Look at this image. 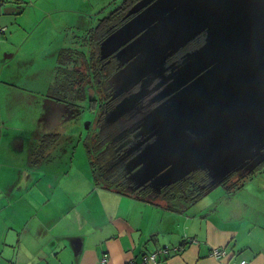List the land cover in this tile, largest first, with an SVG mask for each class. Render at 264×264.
I'll return each mask as SVG.
<instances>
[{
	"label": "water",
	"instance_id": "water-1",
	"mask_svg": "<svg viewBox=\"0 0 264 264\" xmlns=\"http://www.w3.org/2000/svg\"><path fill=\"white\" fill-rule=\"evenodd\" d=\"M135 16L100 46L122 67L110 79L125 97L105 120L111 125L149 93L158 78L163 100L142 119L124 166L133 189L160 192L199 171L217 187L264 162V0H140ZM199 45L181 62L169 57ZM172 69L171 74L165 76Z\"/></svg>",
	"mask_w": 264,
	"mask_h": 264
},
{
	"label": "crops",
	"instance_id": "crops-1",
	"mask_svg": "<svg viewBox=\"0 0 264 264\" xmlns=\"http://www.w3.org/2000/svg\"><path fill=\"white\" fill-rule=\"evenodd\" d=\"M8 3L25 5L0 0V36L9 31L4 17L23 12L12 14ZM18 48L0 57L17 60ZM27 54L39 55L37 49ZM6 77L0 75V264H101L106 254L108 264H143L155 254L156 263L147 264H264V172L239 190L213 189L210 201L182 212L113 187L73 185L70 171L43 170L49 154L36 153L52 132L40 127L41 115L23 127L18 109L7 113V99L18 104L22 91H8L13 84ZM45 111L42 119L52 120L54 111Z\"/></svg>",
	"mask_w": 264,
	"mask_h": 264
},
{
	"label": "rangeland",
	"instance_id": "rangeland-1",
	"mask_svg": "<svg viewBox=\"0 0 264 264\" xmlns=\"http://www.w3.org/2000/svg\"><path fill=\"white\" fill-rule=\"evenodd\" d=\"M23 1L25 5L22 9L20 8L23 4H6V6L15 8L12 14H16L17 11L23 12L16 16L7 14L4 17V25L9 28V31L0 36V43L3 44L0 51H11L12 48L15 50V47H19L18 49L22 48L23 52L22 55H18L17 60L13 61L4 56L0 57V75H5V77L9 75L6 79L8 83L13 84L12 87H8V91L19 92L16 88L22 91V96L19 94L17 98L18 104L15 99H7V105H5L8 106L7 113L12 109H18L16 113L14 112L15 119L21 122L23 127H26L37 114H40L43 120L40 124L42 129L47 128L50 132L60 133L57 145L43 161V163L46 162L43 165L44 172L46 173L47 169V171L51 169V172L68 170L71 175L69 177L71 184L77 183L90 189L94 183L93 176L99 175V169L104 163L103 155L99 152L103 146L93 142V138L89 137L91 132L87 129L89 123L96 121L98 108L91 102L85 101L81 115L76 121L73 120L75 117L67 112L64 116H61V113L56 114L54 120L42 119V112L46 110L45 113L50 114L51 110L63 109V101L56 100V97L67 98L58 88L66 83L63 78H72L73 72L69 70L70 75L60 73L58 69L61 58H64L63 61L68 60V68H72L71 62L75 59H80V61L84 57L89 59L94 47L98 46L96 31L100 21L116 10L123 0H31L30 5L27 3L29 0ZM32 49H37L39 55L28 56L27 53ZM50 85H52L51 88ZM11 106H13L12 109ZM27 130L28 128H25L26 133ZM89 147H92L95 153H92L91 158H94L99 165V167L96 165V169L90 161ZM262 171L264 167L255 170L247 177V180L250 181L255 177L259 179ZM110 182L111 187H116L115 177ZM226 183L223 182L215 187L212 193L225 191L224 184ZM117 186L123 190L122 186ZM127 187L125 184V188L131 190ZM208 195L202 200L210 201L212 196L207 197Z\"/></svg>",
	"mask_w": 264,
	"mask_h": 264
},
{
	"label": "flooded vegetation",
	"instance_id": "flooded-vegetation-1",
	"mask_svg": "<svg viewBox=\"0 0 264 264\" xmlns=\"http://www.w3.org/2000/svg\"><path fill=\"white\" fill-rule=\"evenodd\" d=\"M134 16L135 14L128 16L125 23L131 20ZM198 45L199 44L196 41L191 42L180 52L169 57L166 66L169 67L173 64H178L181 62L185 53L195 49ZM99 53L100 54L95 61H92L90 58L87 59L83 63L81 71L77 74H71L73 75L72 78H69L64 86L58 88L62 95H65V97L69 98V100H66L67 98L63 99L56 97V100L63 101L64 106L63 109L58 108L53 110L54 112L52 116L55 118V115L58 113H61V116L69 113L72 117H75L73 120L76 121L81 115V109L85 101H89L91 104H94L98 108V112L96 121L87 125V129L91 132L89 137L93 138L94 141L101 140L98 141L100 145L103 146L100 151L104 154L105 159L109 163L112 162L114 166H116L114 175H116L115 180L117 181V184H120L121 186L127 184V188L131 189L130 191L132 192L147 189L148 187H142L138 190L133 189L134 183L128 180L129 174L124 166L135 154L139 152L138 150L132 149L138 140L141 139V136L139 138L137 137V134L140 131L142 119L148 112L153 110L163 101L154 99L163 90L166 84H163L156 89L161 82V78H158L147 88L149 93H147L144 98L141 99L140 103L130 110V112L111 125H107L105 119L99 125L98 116L101 112H104L106 117V115L111 112L125 97L137 93L141 88V84H138L128 92L121 95L117 93L114 86L110 83V79L124 66L121 65L120 60L115 54L103 59L101 51H99ZM171 71L172 69H169L168 72L165 73V76L171 74ZM64 75L70 74L64 73ZM54 118H52V120H54ZM53 135L59 137L60 133L52 132V135L46 136ZM103 136H106L105 141L102 140ZM103 165H105V163H103ZM152 192L159 193L154 190H152Z\"/></svg>",
	"mask_w": 264,
	"mask_h": 264
},
{
	"label": "trees",
	"instance_id": "trees-1",
	"mask_svg": "<svg viewBox=\"0 0 264 264\" xmlns=\"http://www.w3.org/2000/svg\"><path fill=\"white\" fill-rule=\"evenodd\" d=\"M140 0H123L122 4L113 12L110 13L107 17L103 18L100 21L98 30L96 31V37H97V47H94L93 51L91 52L90 59L92 61H95L97 57L99 56L100 51V45L106 37L112 33L115 29L121 27L126 19L128 18V13L130 9L136 5ZM186 54V53H185ZM184 54V55H185ZM62 56V54H61ZM60 56V57H61ZM66 59V58H65ZM64 58H61V62H59V71L61 74L68 73L69 70H71L74 74H77L81 71L83 63L87 60V58H83L81 61L80 59H75L74 62H71V67L68 68V60L63 61ZM57 70V72H59ZM69 78H63V81H68ZM64 86V85H63ZM105 113L101 112L98 116V124L100 125L101 122L104 121ZM91 138V137H90ZM46 141L44 140L42 144L40 145V148L37 150V155L41 158H44L45 155L49 154L51 150L57 145L59 137L56 135L53 136H46ZM103 141L106 140V136H103ZM101 141V140H98ZM96 145L99 144V142L94 141ZM95 145V146H96ZM105 146V143H104ZM90 161L94 169H96L97 162L94 161V158L92 157L93 148H88ZM99 152H101L99 150ZM95 154V153H94ZM103 155L104 163L99 169V175L93 176V181L95 186L102 187L105 186L106 188H112V183L110 180L114 178L116 175H114V170L116 169V166L112 162H108L105 159L104 154ZM46 155V156H47ZM107 162V163H106ZM99 167V165H97ZM264 167V162L257 167V169H261ZM254 170V171H255ZM252 172H246L243 171L241 173H234L230 177H228L224 182H227L224 184L225 188H227L229 191L239 190L242 188L247 180V177L252 175L254 173ZM96 172V171H95ZM264 171H262L260 174H262ZM94 174V173H93ZM108 176V177H107ZM107 180V181H106ZM210 179L208 178L207 172L205 171H199L194 174H191L190 176L186 177L182 181L171 185L170 187H167L160 191L159 193H155L153 197V192L151 189H141L137 192H132L130 190H127L125 188V185H122L123 190H121L117 185L114 188L118 189L122 193H128L130 192L131 195H134L137 198H141V200L144 201H165L167 203V206L171 209L178 210L180 212L188 209L189 207L195 205L199 201H201L210 191H212L215 187L209 186ZM121 186V185H120ZM121 187V188H122Z\"/></svg>",
	"mask_w": 264,
	"mask_h": 264
},
{
	"label": "built area",
	"instance_id": "built-area-1",
	"mask_svg": "<svg viewBox=\"0 0 264 264\" xmlns=\"http://www.w3.org/2000/svg\"><path fill=\"white\" fill-rule=\"evenodd\" d=\"M4 31V30H3ZM215 255L217 257H220L222 255H225V252L224 251H219V250H216L215 252ZM158 258V254H155V255H150V256H147L144 260V263L143 264H147L148 262H152V263H156V260ZM108 261H109V257L108 255H104L102 261H101V264H108ZM240 264H247V261H241Z\"/></svg>",
	"mask_w": 264,
	"mask_h": 264
}]
</instances>
